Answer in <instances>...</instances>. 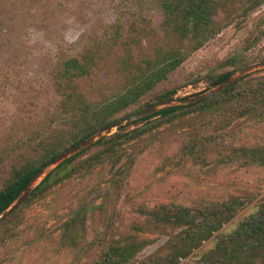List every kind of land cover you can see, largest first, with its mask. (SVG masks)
<instances>
[{
    "label": "rangeland",
    "instance_id": "374dc122",
    "mask_svg": "<svg viewBox=\"0 0 264 264\" xmlns=\"http://www.w3.org/2000/svg\"><path fill=\"white\" fill-rule=\"evenodd\" d=\"M161 19L158 0H0V148L31 134L50 117L58 100L49 79L56 58L78 54L118 21L125 27L130 21L158 26ZM248 41L254 42L250 54L264 51V3L195 51L174 77L202 72ZM253 72L251 77L261 76L264 67ZM110 80L111 75L101 70L93 84ZM90 82L81 78L79 86L94 98L97 94H92ZM210 88L200 80L181 87L175 98ZM193 119L185 117L135 139L116 164L104 162L28 202L17 214L11 237L0 246V264H89L98 254L100 242L117 238L149 242L136 260L151 254L163 257L167 252L160 246L180 227L166 225L161 231H152L139 207L163 203L195 207L230 198H242L246 204L175 264H264L262 251L251 262L249 254H240L239 263L225 249L227 233L264 199V164L239 150L264 151V119L257 114L246 116L219 130L217 141L227 147L211 151L205 165H177L172 159L177 160L186 127ZM135 126L138 124H129L125 129ZM202 128L214 133L210 125ZM97 148H89L78 159ZM116 168H125L123 183L118 186L112 179Z\"/></svg>",
    "mask_w": 264,
    "mask_h": 264
},
{
    "label": "trees",
    "instance_id": "16d2710c",
    "mask_svg": "<svg viewBox=\"0 0 264 264\" xmlns=\"http://www.w3.org/2000/svg\"><path fill=\"white\" fill-rule=\"evenodd\" d=\"M263 3L264 0H158L162 11L158 26L130 21L125 27L118 21L90 40L78 54L56 58L51 64L49 79L58 100L50 117L31 134L14 138L11 145L0 148V213L53 157L113 120L175 99L181 87L195 85L200 80L205 81L207 87H213L238 68L264 60V51L248 52L254 45L248 41L242 48L209 64L202 72L174 77L195 51ZM101 70L111 75V80L94 85ZM253 71L201 101L162 107L150 115L125 122L55 165L23 203L0 222V246L11 237L17 214L28 202L43 196L58 183L90 172L104 162L116 164L127 144L162 126L194 117L186 127L177 160L172 161L177 165L183 162L205 165L211 151L227 147L217 141L219 130L246 116L257 114L264 119V74L253 78ZM81 78L92 81V94L97 96L90 98L80 89ZM129 124L138 126L126 130ZM207 125L213 127L214 133L203 130ZM93 146L98 147L95 152L78 159ZM239 150L248 151L254 161L264 164L263 150L242 147ZM130 157L132 162L134 158ZM124 175L125 168L114 170L112 179L116 186L122 185ZM245 204L242 198H230L195 207L176 203L139 207L146 218V226L152 231H161L166 225L180 227L160 246L159 249L166 250V255L151 254L136 260L137 253L149 242H126L117 238L100 242L99 252L89 264H175L232 219ZM225 237L226 254L239 263L241 259L237 256L240 254H249L248 262H251L256 259V253L264 252V199Z\"/></svg>",
    "mask_w": 264,
    "mask_h": 264
},
{
    "label": "water",
    "instance_id": "95a60500",
    "mask_svg": "<svg viewBox=\"0 0 264 264\" xmlns=\"http://www.w3.org/2000/svg\"><path fill=\"white\" fill-rule=\"evenodd\" d=\"M264 67V60L256 61L250 64H247L241 68H238L232 75L228 76L218 84L214 85L208 90H205L203 92H199L197 94H194L192 96H184L181 98H175L169 101H165L160 104L156 105H150L148 107L142 108L140 110H136L134 112L125 114L106 126L98 129L94 134L89 136L86 139L81 140L77 144L70 146L63 150L61 153L53 157L44 167L41 168V170L31 179V181L24 187V189L20 192V194L17 196V198L13 201V203L6 208L4 211L0 213V222L7 218L18 206H20L23 201L29 196L32 189L36 186V184L44 177V175L50 171L55 165L69 157L70 155L83 150L84 148L90 146L95 140L100 138L103 135L109 134L112 132L113 129L118 128L120 125L124 124L125 122L134 121L136 119L145 117L147 115H150L154 112H156L158 109L174 104H191L198 101H201L205 98L211 97L214 94L218 93L219 91L223 90L230 84L236 82L238 79H240L245 74ZM176 102V103H173Z\"/></svg>",
    "mask_w": 264,
    "mask_h": 264
}]
</instances>
